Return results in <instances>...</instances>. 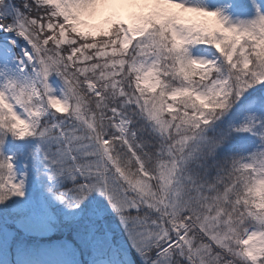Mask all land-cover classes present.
<instances>
[{
    "label": "snow or ice",
    "instance_id": "1",
    "mask_svg": "<svg viewBox=\"0 0 264 264\" xmlns=\"http://www.w3.org/2000/svg\"><path fill=\"white\" fill-rule=\"evenodd\" d=\"M25 8L0 23L28 45L15 77L0 73V144L36 138L50 181L71 182L55 199L75 210L102 194L142 264H264V132L230 156L215 126L264 83V13L232 24L192 0ZM13 168L0 157V203L23 196Z\"/></svg>",
    "mask_w": 264,
    "mask_h": 264
},
{
    "label": "rangeland",
    "instance_id": "2",
    "mask_svg": "<svg viewBox=\"0 0 264 264\" xmlns=\"http://www.w3.org/2000/svg\"><path fill=\"white\" fill-rule=\"evenodd\" d=\"M192 2L210 10H218L232 24L253 19L257 10L264 13V0ZM21 15L23 14L18 9L15 10L12 4L10 9L0 6V23H13ZM7 32L3 30L0 35V47L6 38H17L22 42L21 37ZM211 51L215 52L214 49ZM191 54L203 59L211 58L210 55L199 52ZM20 61L16 52L5 54L1 51L0 73L15 77ZM238 107L242 114L236 116ZM231 108L232 111L220 117V121L226 122L232 129L254 125L253 132L256 134L238 133L258 138V134L264 132V83L253 85L238 99L230 101L228 109ZM12 141H16L19 149H15L11 143L10 146L0 145V157L12 158L16 180L23 182V196H11L0 203V264H118L116 260L110 259L109 253L118 247H124L142 264L140 256L129 242L119 216L102 194L93 191L79 208H65L55 199L54 194L57 193H49L55 180L49 179V173L38 151L39 141L33 137H12ZM47 197L59 211L57 214L62 216L63 223L52 214L49 204L47 205Z\"/></svg>",
    "mask_w": 264,
    "mask_h": 264
},
{
    "label": "trees",
    "instance_id": "3",
    "mask_svg": "<svg viewBox=\"0 0 264 264\" xmlns=\"http://www.w3.org/2000/svg\"><path fill=\"white\" fill-rule=\"evenodd\" d=\"M31 5V0H2L0 1V6H6L8 9H10V4L15 6V10L18 9L22 14H26L28 12V8H25V4ZM203 47L202 45H197L195 47H192L190 49V52H198L197 49ZM246 97V96H245ZM244 97V99H245ZM239 108V107H238ZM232 111L231 109H226L225 113H229ZM224 113V115H225ZM238 115L242 114V110L240 108L238 111H236ZM223 117V115L221 116ZM215 126L225 129L229 132V137L227 142L225 143L223 147V152L230 155V156H244L253 150L256 149L257 143L259 142V139L255 136H249L234 132L232 131V128L226 124V122L218 121L215 122ZM12 136L8 135L4 138V141L0 145H6L10 146L9 144L11 143V146L15 147V149H19V147H16V141H12ZM71 182L65 178H60L59 180H55V183H53L52 189L49 193H61L64 191L65 188L70 187ZM48 198V197H47ZM49 204V205H48ZM47 205L51 208V212L55 218L63 223V218L60 214H57L59 212L57 208L54 206V204L50 201V198H48V203ZM112 219V216L109 217ZM120 219V218H119ZM110 259H114L118 262V264H141L138 263L137 260L131 257V255L126 251L124 247H118V249H112L110 252Z\"/></svg>",
    "mask_w": 264,
    "mask_h": 264
},
{
    "label": "bare ground",
    "instance_id": "4",
    "mask_svg": "<svg viewBox=\"0 0 264 264\" xmlns=\"http://www.w3.org/2000/svg\"><path fill=\"white\" fill-rule=\"evenodd\" d=\"M3 33V30H0V35ZM7 33L9 34H16L15 31H8ZM28 48L27 42L23 39L22 42H19L17 38H14V40L10 39H4L1 47H0V52L2 51L3 53H12L16 52L19 56V58L22 60L24 51L25 49Z\"/></svg>",
    "mask_w": 264,
    "mask_h": 264
}]
</instances>
